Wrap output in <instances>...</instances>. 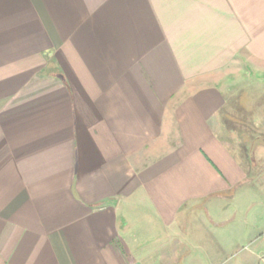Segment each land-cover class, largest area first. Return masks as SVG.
Returning <instances> with one entry per match:
<instances>
[{
    "label": "crops",
    "instance_id": "obj_1",
    "mask_svg": "<svg viewBox=\"0 0 264 264\" xmlns=\"http://www.w3.org/2000/svg\"><path fill=\"white\" fill-rule=\"evenodd\" d=\"M241 82L264 0H0V264H264Z\"/></svg>",
    "mask_w": 264,
    "mask_h": 264
},
{
    "label": "rangeland",
    "instance_id": "obj_2",
    "mask_svg": "<svg viewBox=\"0 0 264 264\" xmlns=\"http://www.w3.org/2000/svg\"><path fill=\"white\" fill-rule=\"evenodd\" d=\"M260 82H241L233 87L234 90V99L243 100L244 104L248 107L249 113L241 114L242 118L251 124V126H242L234 125L235 130L239 132L243 130L248 134V136L254 138L255 136L261 134V124L260 127H255L254 124L261 122V116L264 114V94L262 92ZM233 99V100H234ZM235 103L239 102L237 100L234 101ZM235 112L237 113L239 110L236 107L240 108V105H234ZM239 113V112H238ZM237 113V115H238ZM238 119V116H237ZM236 121V120H235ZM237 122V121H236ZM264 123V120H263ZM247 127V128H246ZM255 140V138H254ZM253 140V141H254ZM260 141V140H258ZM258 141H254L253 144H257ZM252 145V142H251ZM261 164L263 161H260ZM259 162V163H260ZM257 168H254V172L251 173V180L252 184H247L242 188H238L233 191V198L235 201H240L243 199L249 200H260L262 196H264V191L261 189V184L264 183V174L256 173ZM236 203V202H235ZM264 209L263 206H261Z\"/></svg>",
    "mask_w": 264,
    "mask_h": 264
}]
</instances>
